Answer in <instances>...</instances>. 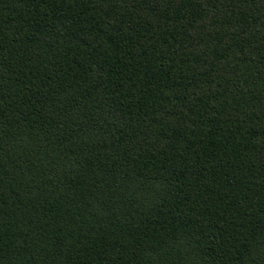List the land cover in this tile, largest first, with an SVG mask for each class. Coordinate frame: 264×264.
<instances>
[{
  "label": "trees",
  "instance_id": "16d2710c",
  "mask_svg": "<svg viewBox=\"0 0 264 264\" xmlns=\"http://www.w3.org/2000/svg\"><path fill=\"white\" fill-rule=\"evenodd\" d=\"M0 264H264V0H0Z\"/></svg>",
  "mask_w": 264,
  "mask_h": 264
}]
</instances>
